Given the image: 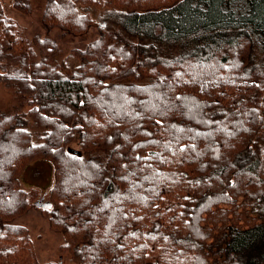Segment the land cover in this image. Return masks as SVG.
I'll return each instance as SVG.
<instances>
[{
	"label": "trees",
	"instance_id": "obj_1",
	"mask_svg": "<svg viewBox=\"0 0 264 264\" xmlns=\"http://www.w3.org/2000/svg\"><path fill=\"white\" fill-rule=\"evenodd\" d=\"M84 1L121 20L54 63L0 0V82L32 106L0 112V264H38L11 222L33 207L19 176L42 159L51 229L78 235L79 264H264V0H47L44 28L86 36ZM238 69L250 100L214 110Z\"/></svg>",
	"mask_w": 264,
	"mask_h": 264
},
{
	"label": "rangeland",
	"instance_id": "obj_2",
	"mask_svg": "<svg viewBox=\"0 0 264 264\" xmlns=\"http://www.w3.org/2000/svg\"><path fill=\"white\" fill-rule=\"evenodd\" d=\"M46 2L47 0H29L30 11L28 13H23L14 7L12 0H2L7 17L14 20L21 27V35L29 40L36 51L38 50L36 45L38 39L51 41V48H53L54 51L57 50V52L52 55L54 63L56 62L55 59L57 62L63 60H69L72 63L77 62L79 58L77 55L74 57L75 52L88 48V46L94 43L101 34L106 33H101L102 31L100 30L111 31L116 28L122 17V13L117 10L103 7L100 2L94 4L93 2L84 1V3L79 4L80 13L89 15V17L94 20L95 27L93 25L86 36L74 37L59 29H51L49 32V30L44 28L43 14ZM231 58L235 62V58L233 56ZM243 72L241 69H238V73L233 71L225 73L226 79L221 77V87L219 90L215 91L216 102L220 100L221 103L218 105L214 102L216 106L214 110L217 108H224L222 100H236L241 102L242 100H245V102L250 100L255 90L250 88L249 85H245V82L243 83ZM0 74H2L1 69ZM234 80L236 82H234ZM239 88L242 89L239 90ZM249 90L252 91L250 94H248L250 92ZM15 91L16 89L8 88L4 83L0 82V112L25 116L32 108L29 102V96L19 95ZM245 91H247V93H244ZM250 106L252 105L246 104L244 107L249 108ZM28 120L30 131L34 133L42 132V130L37 128L36 122L31 117H28ZM75 142L80 145L77 139ZM77 144L75 145L79 150ZM19 177L21 181L20 189L29 193L33 207L24 215L15 217L11 224L15 227H21L26 231L29 246L34 251L37 263L79 264V262L75 260L77 257H80L79 248L77 249L79 243L76 242V237H78V235H74L75 238H69L65 241V236L60 232L52 230L50 226L48 211L52 208L50 191L52 190L54 181V167L52 163L47 159L33 161ZM30 181H34V183L27 185L26 183ZM38 202L45 207L43 209L36 208L35 205ZM48 205L51 207L47 208ZM242 213L247 215L249 212L242 210ZM78 221L79 216L73 215L71 216V222L73 223L70 225L75 226L74 223ZM90 254L91 253L87 252L84 256L89 257Z\"/></svg>",
	"mask_w": 264,
	"mask_h": 264
},
{
	"label": "water",
	"instance_id": "obj_3",
	"mask_svg": "<svg viewBox=\"0 0 264 264\" xmlns=\"http://www.w3.org/2000/svg\"><path fill=\"white\" fill-rule=\"evenodd\" d=\"M36 208H41V209H43L45 206L44 205H42L40 202H38L36 205ZM51 206H49L48 205V207L47 208H50Z\"/></svg>",
	"mask_w": 264,
	"mask_h": 264
},
{
	"label": "crops",
	"instance_id": "obj_4",
	"mask_svg": "<svg viewBox=\"0 0 264 264\" xmlns=\"http://www.w3.org/2000/svg\"><path fill=\"white\" fill-rule=\"evenodd\" d=\"M34 183V181H30L29 183H26L27 185H30V184H33Z\"/></svg>",
	"mask_w": 264,
	"mask_h": 264
}]
</instances>
